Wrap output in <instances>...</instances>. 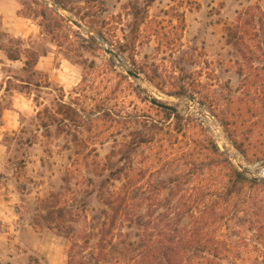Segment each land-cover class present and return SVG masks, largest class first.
<instances>
[{"label": "rangeland", "instance_id": "rangeland-1", "mask_svg": "<svg viewBox=\"0 0 264 264\" xmlns=\"http://www.w3.org/2000/svg\"><path fill=\"white\" fill-rule=\"evenodd\" d=\"M255 7L264 12V0L0 4V264H191L205 244L228 253L223 264H264V18ZM244 21L238 48L228 29ZM205 139L259 182L209 226L181 207L216 199L205 186H227L207 173ZM126 178L129 218L112 225L105 199Z\"/></svg>", "mask_w": 264, "mask_h": 264}, {"label": "trees", "instance_id": "trees-1", "mask_svg": "<svg viewBox=\"0 0 264 264\" xmlns=\"http://www.w3.org/2000/svg\"><path fill=\"white\" fill-rule=\"evenodd\" d=\"M47 6V5H46ZM48 7V8H47ZM46 10L50 12L53 10L49 9L50 7L47 6ZM257 11H260L261 15L264 18V12L259 10L258 7L254 8ZM43 10V11H46ZM41 13L44 16L43 12ZM249 15V17L253 20L254 18V11L251 8L245 11ZM61 17V16H60ZM246 23L249 21L245 19ZM245 21L237 24L238 26L236 29H228V39L229 42L235 43V46L238 48L241 47V44L244 42V36L248 34V28L245 26ZM183 26V21L180 22V27ZM18 56L10 57V59H17ZM242 73V69L240 70ZM176 94L180 93V90L175 91ZM158 102V101H157ZM161 103V102H159ZM163 104V103H162ZM168 105V104H167ZM158 106V105H157ZM159 107V108H158ZM157 108L160 109L164 113H170V109H166L163 107L158 106ZM172 111V110H171ZM177 115V113H174ZM225 124L235 126L236 121L228 122L226 121ZM233 144L240 149V144L237 142L234 135H229ZM196 141L193 140L190 143H195ZM204 153H209L211 160H209V156L202 155L204 160V164L207 168V173L210 175H215L217 179H223L226 181V187H223L220 190H209V186H205L206 195H217V198L214 200H210L208 202H200L198 198H194L193 200L188 199L184 201L181 205L184 213L191 216L195 221L202 222L205 225L209 226L215 223V218L217 217L218 211H220L226 205H230V202L234 200V198H239L242 194H253L255 191L259 189V182L257 179L249 177L248 175L244 174L243 172L239 171L227 158L223 156L220 150L217 148L215 143L211 139H205L204 147L201 146ZM241 152L245 155L246 152L241 150ZM208 155V154H207ZM194 155L191 157V161L193 160ZM207 160V161H206ZM216 160L217 163L213 162ZM206 161V162H205ZM214 165L215 167H213ZM202 171L200 169L193 170L191 173L183 174L187 176L189 179L193 178V174L201 175ZM133 183L128 180L127 178L123 182V184L118 188V190L114 192H110L105 199L106 205L109 207V211L105 212V219L109 221L110 224H114L115 221L119 218H129L130 214V204H128L130 193L133 190ZM199 193V188H196V191ZM217 193V194H216ZM201 197H204V191L199 194ZM171 209V208H170ZM197 213V214H196ZM200 218V219H199ZM200 220V221H199ZM107 221L105 224H107ZM210 243V242H209ZM77 242L76 240L73 241L71 249L74 250L76 248ZM227 251V250H226ZM191 257V264H223L220 259L225 258L228 256V253L223 252L219 247L213 246L209 244L208 246L205 244L204 246L197 248L192 252Z\"/></svg>", "mask_w": 264, "mask_h": 264}, {"label": "water", "instance_id": "water-1", "mask_svg": "<svg viewBox=\"0 0 264 264\" xmlns=\"http://www.w3.org/2000/svg\"><path fill=\"white\" fill-rule=\"evenodd\" d=\"M105 51H106L107 53H110V54H112L113 56H115V58H117V60H120L119 56L116 55V54H114V53H112L110 50L105 49ZM127 73H128L129 75H132V76H134V77H137V74L133 73V72L130 71V70H128ZM151 103H153V104H155V105H158V106H160V107L166 108V109H170V110H172V111H176V108H175V107H172V106L167 105V104L159 103V102H157L156 100H151Z\"/></svg>", "mask_w": 264, "mask_h": 264}, {"label": "crops", "instance_id": "crops-1", "mask_svg": "<svg viewBox=\"0 0 264 264\" xmlns=\"http://www.w3.org/2000/svg\"><path fill=\"white\" fill-rule=\"evenodd\" d=\"M5 1L6 0H0V4H2L3 5V3H5ZM8 2L10 1V0H7ZM10 31L12 30V29H9Z\"/></svg>", "mask_w": 264, "mask_h": 264}]
</instances>
